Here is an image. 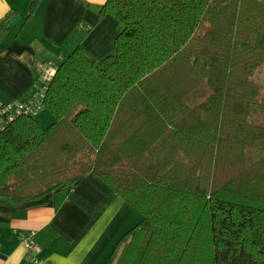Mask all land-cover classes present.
Returning <instances> with one entry per match:
<instances>
[{"label":"trees","instance_id":"16d2710c","mask_svg":"<svg viewBox=\"0 0 264 264\" xmlns=\"http://www.w3.org/2000/svg\"><path fill=\"white\" fill-rule=\"evenodd\" d=\"M101 13L121 23L114 49L62 57L49 126L1 112L0 203L93 172L142 215L105 264H264V1L107 0Z\"/></svg>","mask_w":264,"mask_h":264},{"label":"crops","instance_id":"0c3cea01","mask_svg":"<svg viewBox=\"0 0 264 264\" xmlns=\"http://www.w3.org/2000/svg\"><path fill=\"white\" fill-rule=\"evenodd\" d=\"M33 1L0 0V24L12 13L0 40V103L5 106L23 99L42 79L44 67L58 65L78 45L104 58L120 32L118 19L101 13L107 0H37L34 9ZM36 116L43 123L53 120L42 111ZM141 218L89 172L67 189L20 205L0 203V264H29L22 244L29 232L39 246L34 253L39 264H105L118 238Z\"/></svg>","mask_w":264,"mask_h":264},{"label":"built area","instance_id":"2783aa9c","mask_svg":"<svg viewBox=\"0 0 264 264\" xmlns=\"http://www.w3.org/2000/svg\"><path fill=\"white\" fill-rule=\"evenodd\" d=\"M56 67L49 65L44 67L42 72V79L38 84L27 93L23 99L17 103L5 106L0 103V109L2 113H9L10 120L14 118L16 113H30L37 115L44 107V97L46 92L52 83L56 74ZM2 127V120L0 119V128ZM22 244L25 246L28 252L29 264H39V261L35 258L34 253L39 251V246L34 240V233L29 232L22 236Z\"/></svg>","mask_w":264,"mask_h":264},{"label":"rangeland","instance_id":"374dc122","mask_svg":"<svg viewBox=\"0 0 264 264\" xmlns=\"http://www.w3.org/2000/svg\"><path fill=\"white\" fill-rule=\"evenodd\" d=\"M54 62H57V63H59L58 62V60L57 61H54ZM57 63H55V64H57ZM53 66H56V65H53ZM257 82H260V83H262V86H263V88H262V96L264 97V63L257 69V72H256V74H255V78H254ZM42 113H49L50 115H52L51 113H50V110L47 108V107H43L42 108ZM38 119H40V118H38ZM40 121V120H39ZM41 123H43L42 122V120L40 121ZM50 122V121H49ZM51 122H53V120L51 121ZM50 122V123H51ZM50 123H47L46 121L43 123L45 126H49V124Z\"/></svg>","mask_w":264,"mask_h":264}]
</instances>
